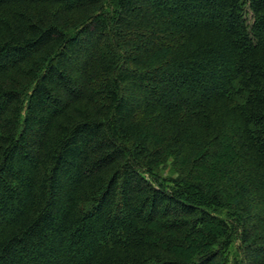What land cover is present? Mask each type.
<instances>
[{"label": "trees", "instance_id": "16d2710c", "mask_svg": "<svg viewBox=\"0 0 264 264\" xmlns=\"http://www.w3.org/2000/svg\"><path fill=\"white\" fill-rule=\"evenodd\" d=\"M235 243L264 264V0H0V264Z\"/></svg>", "mask_w": 264, "mask_h": 264}, {"label": "rangeland", "instance_id": "374dc122", "mask_svg": "<svg viewBox=\"0 0 264 264\" xmlns=\"http://www.w3.org/2000/svg\"><path fill=\"white\" fill-rule=\"evenodd\" d=\"M170 160L161 164L157 168L156 171L159 174V176L163 178L168 176H175L174 169ZM237 261H238V246L237 243H235L226 252L225 264H237Z\"/></svg>", "mask_w": 264, "mask_h": 264}]
</instances>
